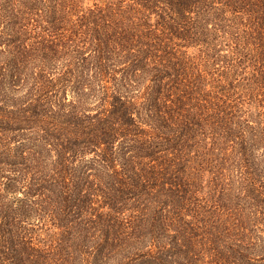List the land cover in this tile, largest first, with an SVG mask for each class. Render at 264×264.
Here are the masks:
<instances>
[{"label":"trees","instance_id":"1","mask_svg":"<svg viewBox=\"0 0 264 264\" xmlns=\"http://www.w3.org/2000/svg\"><path fill=\"white\" fill-rule=\"evenodd\" d=\"M0 264H264V0H0Z\"/></svg>","mask_w":264,"mask_h":264}]
</instances>
